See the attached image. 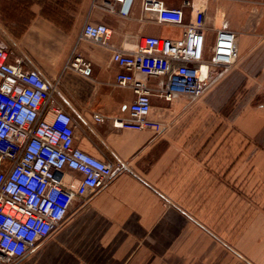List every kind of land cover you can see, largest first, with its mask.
Returning a JSON list of instances; mask_svg holds the SVG:
<instances>
[{
    "label": "crops",
    "instance_id": "obj_1",
    "mask_svg": "<svg viewBox=\"0 0 264 264\" xmlns=\"http://www.w3.org/2000/svg\"><path fill=\"white\" fill-rule=\"evenodd\" d=\"M102 1L73 0L71 9V0H0V46L10 60L57 79L54 98L77 124L76 146L123 164L16 264H264V200L236 193L248 183L264 190V0H187L205 10L208 39L217 28L236 33L238 56L195 102L152 93L160 132L111 124L134 97L115 81L122 69L111 53L148 34L178 37L181 28L149 12L140 19L137 8L128 17L109 13ZM86 21L111 28L107 45L81 35ZM76 58L84 72L72 67ZM219 98L236 151L204 149L213 137L199 135V113Z\"/></svg>",
    "mask_w": 264,
    "mask_h": 264
},
{
    "label": "built area",
    "instance_id": "obj_2",
    "mask_svg": "<svg viewBox=\"0 0 264 264\" xmlns=\"http://www.w3.org/2000/svg\"><path fill=\"white\" fill-rule=\"evenodd\" d=\"M102 6L121 17L137 8L140 19L149 12L158 23L181 28L178 37L148 34L130 49L112 50V61L122 69L115 81L134 95L127 113L111 118L114 127L160 132L162 121L151 117L152 93L192 103L237 59L236 33L217 28L208 39L205 10L187 0L179 6L164 0H103ZM184 7L190 8L187 16ZM81 35L107 45L111 28L86 21ZM71 65L84 72L87 63L76 58ZM56 85L57 79H46L21 58L10 60L0 46V264H16L29 254L117 168L74 144L77 124L55 101ZM92 117L103 119L99 113Z\"/></svg>",
    "mask_w": 264,
    "mask_h": 264
},
{
    "label": "rangeland",
    "instance_id": "obj_3",
    "mask_svg": "<svg viewBox=\"0 0 264 264\" xmlns=\"http://www.w3.org/2000/svg\"><path fill=\"white\" fill-rule=\"evenodd\" d=\"M68 3H69V5L67 6L68 8L73 9L75 7L73 0H71V2H68ZM55 96H56V99L59 98V89H57ZM222 103H223L222 98L216 99L213 103L214 104L213 107L212 105H210V108H208V110H205L202 113H199L198 116H199L200 122L202 123L199 126V129H200L199 135L201 137H204V136L213 137L212 142L209 145H207L204 149H208V150L210 149L213 151L219 150L223 152L224 151L228 152V150L236 151L238 148L237 146L238 144L237 142H234V138L232 136L234 133L232 129L227 128V126L223 127L224 118H222V116L223 114H226V112H228L227 111L228 109H226L225 107L221 108L220 105ZM114 160H115V164L117 167L115 169V172H117L118 170H120L123 164L121 162H118L119 160L117 159H114ZM216 164H218V162H216ZM249 185L251 184L248 183L246 186V189H243V190L236 189V193L245 195L248 199H251V200L253 199H263L264 200V190H260L259 188L255 189L253 186L249 187ZM222 225H223V221L215 222L213 225L214 231L217 233H221Z\"/></svg>",
    "mask_w": 264,
    "mask_h": 264
}]
</instances>
